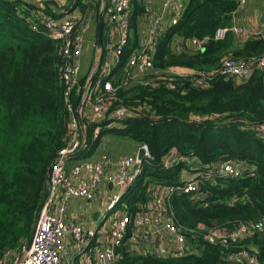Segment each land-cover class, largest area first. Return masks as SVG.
Instances as JSON below:
<instances>
[{
	"label": "trees",
	"instance_id": "16d2710c",
	"mask_svg": "<svg viewBox=\"0 0 264 264\" xmlns=\"http://www.w3.org/2000/svg\"><path fill=\"white\" fill-rule=\"evenodd\" d=\"M69 2L83 16L90 12L97 18L101 0ZM238 7V0H186L178 22L157 38L153 73L144 78L147 84L132 82L117 90L118 103L128 117L120 127L102 134L144 143L150 150L140 175L120 201L131 219L149 200L151 186L178 183L184 166L161 164L172 148L180 155L196 157L201 164L233 161L248 169L237 178L202 180L197 195H175L171 209L177 223L233 230L264 217V141L252 128L264 122V70L254 68L242 80L212 74L206 86L197 84L193 76L166 72L180 68L204 73L216 69L226 56H264L262 34L249 36L241 44L231 31L223 39H213L217 27L233 24ZM36 11L62 16L47 5L0 0V256L5 251L20 253L27 245L47 190L50 164L67 137L68 113L60 77L63 57L59 43L48 38L42 26L32 29ZM145 12L143 0H131L134 43ZM194 37H207L199 51L188 43ZM129 51L126 47L119 67ZM100 138L94 143L89 139L83 157L93 154ZM189 236L195 252L160 258L122 244L116 248L119 259L115 264H225L227 251L239 249H247L264 264V230L228 247Z\"/></svg>",
	"mask_w": 264,
	"mask_h": 264
},
{
	"label": "built area",
	"instance_id": "2783aa9c",
	"mask_svg": "<svg viewBox=\"0 0 264 264\" xmlns=\"http://www.w3.org/2000/svg\"><path fill=\"white\" fill-rule=\"evenodd\" d=\"M143 1L146 12L139 16V36L135 43L130 23L131 0L101 2L99 11L105 17L102 44L98 47L93 43L91 59L84 70V34L91 31V13L83 16L79 9H63L61 2H58L60 17L34 12L32 29L38 30L42 26L46 36L59 43L63 57L60 77L64 84V108L68 113L67 137L65 145L57 151L50 164L47 195L38 212L29 249L23 246L21 259L18 258L20 253L5 251L0 256V264H67L65 258L73 249L75 257L69 264H74L75 260L77 264H115L119 259L116 248L122 244L141 254L171 258L196 251L189 234L209 244L228 247L236 240L264 230V217L240 224L233 230L221 226L207 227L203 223L185 227L174 219L171 200L175 195H197L202 180L214 182L217 178L241 176L244 168L233 161L201 164L196 157L180 155L172 148L161 158V164L166 168L184 166L178 183L151 186L149 200L140 206L141 210L132 219L124 212L125 204L120 201L149 159L147 144H139L135 153H125L116 158L105 153L92 154L80 158L93 159L78 160L67 166L69 158H79L78 155L88 147L89 139L94 143L105 134L102 132L120 127L127 119V110L116 98L117 90L132 82L147 84L144 78L153 73L152 54L157 38L168 26L178 22L186 2ZM244 2L238 0V5ZM229 31L235 35L244 33L246 38L258 34L264 36V31L249 35L243 27L232 24L217 27L213 39H223ZM206 42L207 37H194L188 43L199 51ZM126 47L130 51L120 68L118 64ZM254 68L264 70V56L248 59L226 56L216 69L204 73L180 68L166 72L173 76H193L197 84L206 86L212 74L242 80L249 77ZM252 128L264 141V122ZM69 199L99 202L104 213L102 223L92 225L93 220L86 216L75 220L67 218L66 202ZM105 228L102 243H94ZM186 238L190 239L191 245ZM223 259L225 264H262L247 249L227 251Z\"/></svg>",
	"mask_w": 264,
	"mask_h": 264
},
{
	"label": "crops",
	"instance_id": "0c3cea01",
	"mask_svg": "<svg viewBox=\"0 0 264 264\" xmlns=\"http://www.w3.org/2000/svg\"><path fill=\"white\" fill-rule=\"evenodd\" d=\"M25 1H27L31 4H34L36 6L39 5V6L43 7L44 5H47L54 12H59L58 2H61L63 9L70 10L72 7L73 9H71V11L72 10L78 11V8H74L72 6V4H66L67 0H25ZM69 1L70 0H68V2ZM101 2H105V1L101 0ZM101 2H100V4H101ZM245 3H246V0H245L244 4ZM262 4H264V3L262 2ZM241 6L242 5H240L238 7L236 13H234V15H233V24H237L238 26L243 27L245 32H248L249 35H253V34L263 32L264 31V9H263V11L261 9L253 10V14L251 16L242 18L246 22V25H240L237 22L238 21L237 18L236 17L234 18V16H236L238 14L239 9L243 8V6L242 7ZM262 8H264V5H262ZM90 16L92 18V25L97 26V18H95L93 15H90ZM104 20H105V17H104ZM94 29H95V31H94ZM93 33H95V35H96V27L95 26L91 27V31L89 32L88 36L93 34ZM246 37L243 35L241 36L242 39L237 37V38H239V40L236 38L237 42L240 44L243 43L247 39ZM85 48H89V44H88L87 40H85ZM85 68L86 67H84L83 70ZM119 138H123V137L111 136L109 134L103 135L99 140L100 146H97L96 150H94L95 152H93V155L97 156V155L105 153L112 158H116L119 155H122L125 153H135L136 152L139 144L135 143V142L131 144L130 141L127 140L126 138H123V139L125 141H128V142H126L127 149L119 152L117 147L114 145L115 143L119 142ZM100 147H102L103 153L98 152ZM78 157L79 158H75V157L69 158L67 161V166H71L75 161H78V160L93 159V158H80V157H83L82 153H80L78 155ZM87 157H90V156H87ZM73 160H75V161H73ZM85 203H86V201L83 199H69L66 202V217L71 219V220H75L76 218H78L80 216H86V217L90 218L91 221L93 220L91 222L92 225L93 224H95V225L101 224L104 213L100 209V203L93 201L91 206L84 205ZM95 204L97 205V209H95ZM94 214H95V216H94ZM99 216H101V218L98 221L97 219L99 218ZM106 230L107 229L105 228L104 233L100 234L99 237L94 241V243H102V240L105 238ZM70 250H72V248ZM73 251H74V249L71 251L70 255L65 258V260L67 261V264H69L72 261V259L75 257V253ZM75 263L77 264L76 260H75Z\"/></svg>",
	"mask_w": 264,
	"mask_h": 264
},
{
	"label": "rangeland",
	"instance_id": "374dc122",
	"mask_svg": "<svg viewBox=\"0 0 264 264\" xmlns=\"http://www.w3.org/2000/svg\"><path fill=\"white\" fill-rule=\"evenodd\" d=\"M262 2L264 3V0H246V3L245 4L244 3L242 4L243 8L242 9H239L238 14L236 16H234V18L235 17L237 18L238 24H240V25H246V22L242 18L251 16L253 14V10H255V9L256 10L257 9L259 10V9H261L263 11L264 8H262V5H264V4H262ZM69 3L70 2H68V0H67V3L66 4H69ZM92 26L93 27L94 26L96 27V25H92ZM94 31H95V29H94ZM242 35L246 37V34H244V33L237 34V35H235V37L236 38L237 37L241 38ZM239 38H237V39L239 40ZM95 39H96L95 33H93L92 36H88V33H85L84 34V40H87V42L89 44V48H84L83 68L86 67L87 63L91 59V51L93 50V46H94L93 43L95 42ZM126 142H128V141H125L123 138H119V142L115 143L114 145L117 147V149L120 152V151H124V150L127 149ZM130 143L132 144L134 142L130 140ZM98 152L103 153L102 147L99 148V151ZM73 161H75V160H73ZM84 205L91 206L92 205V202H89V203L86 202ZM95 209H97V205L96 204H95ZM100 218H101V216H99V218L97 220L99 221Z\"/></svg>",
	"mask_w": 264,
	"mask_h": 264
},
{
	"label": "water",
	"instance_id": "95a60500",
	"mask_svg": "<svg viewBox=\"0 0 264 264\" xmlns=\"http://www.w3.org/2000/svg\"><path fill=\"white\" fill-rule=\"evenodd\" d=\"M103 1H105V0H103ZM103 26H104V16H103V12L100 11V12L98 13V17H97L96 40H95V44H96V46H98V47L101 46V44H102ZM139 155H142V152H141V151H139ZM247 173H248V169H244V170L242 171V175H245V174H247ZM46 195H47V190H46V192H45V195H44V198H43L42 204H43V202H44V199H45ZM42 204H41V205H42ZM94 216H95V214H94ZM31 240H32V236L30 237V239H29V241H28V243H27V245H26V247H25L26 250L29 249L30 244H31ZM186 242H187L189 245H191V241H190L189 238H186ZM23 256H24V252H20L18 258L21 259Z\"/></svg>",
	"mask_w": 264,
	"mask_h": 264
}]
</instances>
